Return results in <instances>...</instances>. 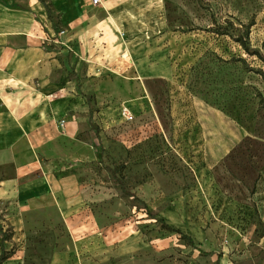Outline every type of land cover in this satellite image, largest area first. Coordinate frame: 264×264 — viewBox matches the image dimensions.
I'll list each match as a JSON object with an SVG mask.
<instances>
[{
  "label": "rangeland",
  "instance_id": "1",
  "mask_svg": "<svg viewBox=\"0 0 264 264\" xmlns=\"http://www.w3.org/2000/svg\"><path fill=\"white\" fill-rule=\"evenodd\" d=\"M43 1L3 19L40 61L55 181L0 204V264H264V0H154V45L145 0Z\"/></svg>",
  "mask_w": 264,
  "mask_h": 264
},
{
  "label": "crops",
  "instance_id": "2",
  "mask_svg": "<svg viewBox=\"0 0 264 264\" xmlns=\"http://www.w3.org/2000/svg\"><path fill=\"white\" fill-rule=\"evenodd\" d=\"M36 2L0 0V204L18 198L26 183H33L31 175L35 172L43 173L50 183L55 181L54 174L47 172L57 154L59 137L56 130L42 133L41 119L36 113L40 110L35 103L37 88L30 82L41 72L40 61L35 63L28 59L30 49L27 46L31 43L25 36L24 24H10L9 20L3 19L9 17V12H22V6L35 7ZM145 2L132 11L137 14V20L149 21L148 25L138 29L133 37L142 43L148 38V45L159 44L165 38L167 25L155 1ZM129 32L128 28L122 30L125 36ZM64 126L68 132L73 130L71 125L65 123ZM71 137L60 138L72 142ZM39 156H44L47 162L40 163Z\"/></svg>",
  "mask_w": 264,
  "mask_h": 264
},
{
  "label": "trees",
  "instance_id": "3",
  "mask_svg": "<svg viewBox=\"0 0 264 264\" xmlns=\"http://www.w3.org/2000/svg\"><path fill=\"white\" fill-rule=\"evenodd\" d=\"M38 1H39V2L43 5V7L45 8V11H46L47 16L50 17L51 13H50V10L47 8L46 3H45L43 0H38ZM240 45H241L245 50H247V48L245 47V44L242 43L241 41H240ZM69 74H70L71 76H73V77L76 79V75H75V72H74L73 69H70V70H69ZM261 75L264 77V73H261ZM76 90L78 91L79 96H80L81 98H83L84 101L88 104V103H89L88 96L81 92V88H80V85H79L78 82H77V84H76ZM90 118H91V112L89 111V122H90ZM111 173H112L114 176H115V174H116V172H115L114 170H111ZM117 181H118V184L120 185V188H121V190H122V192H123V194H124L125 196H129V197L135 198L136 200L138 199V198L136 197V195H134L133 193H131L130 191H128V190L126 189V187H125V185H124V183L122 182L121 179H117ZM148 214H149V213H148ZM0 233H1V235H2V238H1L2 247H1V252H0V262H1V261H3V260L6 259L5 250H4V245H3L4 241L6 240V235H5V232L3 231L1 225H0ZM187 239L189 240L190 244H193V243H192V240H191L190 237H187Z\"/></svg>",
  "mask_w": 264,
  "mask_h": 264
},
{
  "label": "built area",
  "instance_id": "4",
  "mask_svg": "<svg viewBox=\"0 0 264 264\" xmlns=\"http://www.w3.org/2000/svg\"><path fill=\"white\" fill-rule=\"evenodd\" d=\"M100 3V0H91V4L93 5V6H96L97 4H99ZM122 113H123V116L126 118V119H131V113L128 111V109L127 108H124L123 109V111H122ZM62 124L64 123V121H62L61 122Z\"/></svg>",
  "mask_w": 264,
  "mask_h": 264
}]
</instances>
